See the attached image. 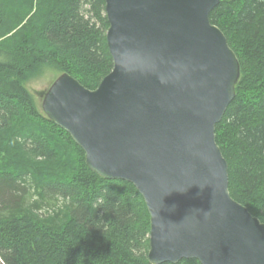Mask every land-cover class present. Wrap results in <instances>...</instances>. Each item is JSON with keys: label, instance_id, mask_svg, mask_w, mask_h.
<instances>
[{"label": "trees", "instance_id": "obj_1", "mask_svg": "<svg viewBox=\"0 0 264 264\" xmlns=\"http://www.w3.org/2000/svg\"><path fill=\"white\" fill-rule=\"evenodd\" d=\"M32 1L0 0V35L30 14L29 34L0 41L2 264H153L142 195L129 181L91 170L82 147L22 84L51 63L98 87L114 66L105 0H37L34 12ZM210 20L240 63L236 95L216 126L229 190L264 222V0H222Z\"/></svg>", "mask_w": 264, "mask_h": 264}, {"label": "water", "instance_id": "obj_2", "mask_svg": "<svg viewBox=\"0 0 264 264\" xmlns=\"http://www.w3.org/2000/svg\"><path fill=\"white\" fill-rule=\"evenodd\" d=\"M221 1L105 0L112 71L93 90L64 72L42 103L91 170L142 195L153 264H264V222L231 196L216 141L240 77L210 20Z\"/></svg>", "mask_w": 264, "mask_h": 264}, {"label": "rangeland", "instance_id": "obj_3", "mask_svg": "<svg viewBox=\"0 0 264 264\" xmlns=\"http://www.w3.org/2000/svg\"><path fill=\"white\" fill-rule=\"evenodd\" d=\"M36 7H37V0H33L31 3L32 12L36 10ZM29 16L30 14L27 15L24 20H18L16 24L13 25V30L5 32L4 34L0 35V41L12 37L13 35L16 34V32L22 29L25 30L24 31L25 35H27V33L29 34V32H27ZM63 73L64 72H62L56 65L47 63L36 68V70L33 73L31 72V74L27 78L22 79V84L27 89V91L32 95L36 108L42 113H44L42 108V103L46 93L48 92L54 81ZM1 153L2 155H4V152ZM0 264H2L1 259H0Z\"/></svg>", "mask_w": 264, "mask_h": 264}]
</instances>
